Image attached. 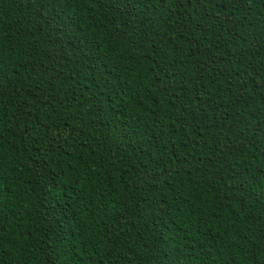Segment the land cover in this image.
<instances>
[{"label":"trees","instance_id":"obj_1","mask_svg":"<svg viewBox=\"0 0 264 264\" xmlns=\"http://www.w3.org/2000/svg\"><path fill=\"white\" fill-rule=\"evenodd\" d=\"M0 58V264H264V0H0Z\"/></svg>","mask_w":264,"mask_h":264},{"label":"snow or ice","instance_id":"obj_2","mask_svg":"<svg viewBox=\"0 0 264 264\" xmlns=\"http://www.w3.org/2000/svg\"><path fill=\"white\" fill-rule=\"evenodd\" d=\"M187 2L191 4L192 0H187ZM222 3L225 5V8H227V6L229 5H233V6L245 5L247 4V0H222ZM2 62H3L2 58H0V64H2ZM259 74L260 73L257 72V75ZM4 104H5V101L3 99V93L0 92V120L3 119ZM258 239H261L262 241H264V229H261V234L258 237Z\"/></svg>","mask_w":264,"mask_h":264}]
</instances>
